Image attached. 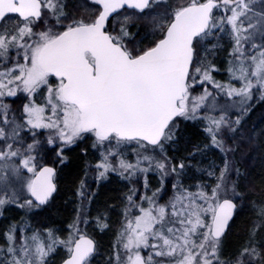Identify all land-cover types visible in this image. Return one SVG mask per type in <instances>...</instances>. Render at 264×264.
<instances>
[{
	"label": "snow or ice",
	"instance_id": "obj_1",
	"mask_svg": "<svg viewBox=\"0 0 264 264\" xmlns=\"http://www.w3.org/2000/svg\"><path fill=\"white\" fill-rule=\"evenodd\" d=\"M256 103L264 0H0V264H99L97 232L104 264H264V187L233 146ZM76 149L95 162L57 219Z\"/></svg>",
	"mask_w": 264,
	"mask_h": 264
},
{
	"label": "trees",
	"instance_id": "obj_2",
	"mask_svg": "<svg viewBox=\"0 0 264 264\" xmlns=\"http://www.w3.org/2000/svg\"><path fill=\"white\" fill-rule=\"evenodd\" d=\"M223 56V53H221ZM243 133H238L234 147L237 148L236 159L243 158L244 166L241 171H247L250 173L252 183L255 186V190L264 187V104L256 103L250 113L245 117V123L240 129ZM79 149H76L71 155L72 159L68 168L64 170V175L61 180L62 191L55 201L56 207L53 209V214L57 215V219L70 218L72 215L71 203L73 199L71 188L73 182L83 178L85 159L92 161L94 158L89 155L87 158H81L79 156ZM212 158L211 156L209 157ZM91 175H89V178ZM90 180V179H89ZM113 182L106 183L99 191V201L101 203L107 201L119 205L120 196L123 191L126 190L123 183H117L116 178H112ZM93 187H95L93 185ZM15 213H5L6 216H11ZM18 218V216H17ZM117 219L113 214V222ZM249 215L241 214L236 224L234 225L231 233L225 240V248L229 251L234 250L236 246L242 241L246 227L248 225ZM96 239L100 243V255L97 257L99 264H104V258L106 252L110 249V245L114 240V232L99 233L96 234Z\"/></svg>",
	"mask_w": 264,
	"mask_h": 264
},
{
	"label": "rangeland",
	"instance_id": "obj_3",
	"mask_svg": "<svg viewBox=\"0 0 264 264\" xmlns=\"http://www.w3.org/2000/svg\"><path fill=\"white\" fill-rule=\"evenodd\" d=\"M217 79L218 80H224V79H226V76L223 75V74H220V75H217ZM240 133H243L242 130L240 131ZM89 179L91 180V177ZM153 184H155V180L154 179H153Z\"/></svg>",
	"mask_w": 264,
	"mask_h": 264
}]
</instances>
